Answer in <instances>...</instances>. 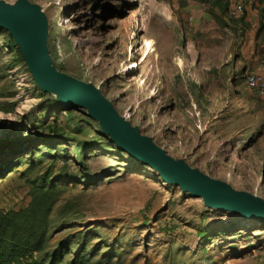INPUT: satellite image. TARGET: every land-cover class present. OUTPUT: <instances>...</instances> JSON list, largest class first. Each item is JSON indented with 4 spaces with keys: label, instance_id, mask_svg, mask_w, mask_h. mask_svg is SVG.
<instances>
[{
    "label": "rangeland",
    "instance_id": "1",
    "mask_svg": "<svg viewBox=\"0 0 264 264\" xmlns=\"http://www.w3.org/2000/svg\"><path fill=\"white\" fill-rule=\"evenodd\" d=\"M19 1L44 15L58 72L173 159L264 200V95L244 78H264V0H0ZM0 143V215L45 230L38 262L264 264L263 223L207 207L121 151L86 110L40 90L2 28Z\"/></svg>",
    "mask_w": 264,
    "mask_h": 264
},
{
    "label": "water",
    "instance_id": "2",
    "mask_svg": "<svg viewBox=\"0 0 264 264\" xmlns=\"http://www.w3.org/2000/svg\"><path fill=\"white\" fill-rule=\"evenodd\" d=\"M0 28L18 43L30 76L40 90L55 92L58 102L69 110H86L121 151L155 171L163 182L201 199L207 207L264 224V200L236 191L227 183L173 159L150 137L142 135L138 127L121 117L93 85L58 72L46 50L45 17L36 5L26 1L14 5L0 2Z\"/></svg>",
    "mask_w": 264,
    "mask_h": 264
},
{
    "label": "trees",
    "instance_id": "3",
    "mask_svg": "<svg viewBox=\"0 0 264 264\" xmlns=\"http://www.w3.org/2000/svg\"><path fill=\"white\" fill-rule=\"evenodd\" d=\"M0 145L2 148L6 143ZM5 163L7 161L0 158V174ZM14 218L19 219L20 223H16ZM31 226L33 222L23 214L17 213L10 217L0 215V264H43L34 259L33 252L41 250L45 230L37 234Z\"/></svg>",
    "mask_w": 264,
    "mask_h": 264
},
{
    "label": "built area",
    "instance_id": "4",
    "mask_svg": "<svg viewBox=\"0 0 264 264\" xmlns=\"http://www.w3.org/2000/svg\"><path fill=\"white\" fill-rule=\"evenodd\" d=\"M242 13L241 5L230 9L229 14L232 17H238ZM245 84L249 91L256 96L264 95V78L256 73H249L245 77Z\"/></svg>",
    "mask_w": 264,
    "mask_h": 264
},
{
    "label": "bare ground",
    "instance_id": "5",
    "mask_svg": "<svg viewBox=\"0 0 264 264\" xmlns=\"http://www.w3.org/2000/svg\"><path fill=\"white\" fill-rule=\"evenodd\" d=\"M132 67H133V65L129 66L128 68H132Z\"/></svg>",
    "mask_w": 264,
    "mask_h": 264
}]
</instances>
